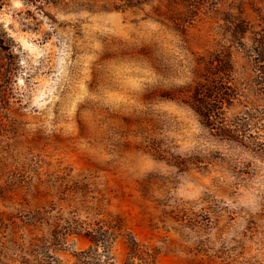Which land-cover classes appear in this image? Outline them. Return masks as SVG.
Returning a JSON list of instances; mask_svg holds the SVG:
<instances>
[{
  "label": "rangeland",
  "instance_id": "1",
  "mask_svg": "<svg viewBox=\"0 0 264 264\" xmlns=\"http://www.w3.org/2000/svg\"><path fill=\"white\" fill-rule=\"evenodd\" d=\"M0 264H264V0H0Z\"/></svg>",
  "mask_w": 264,
  "mask_h": 264
}]
</instances>
